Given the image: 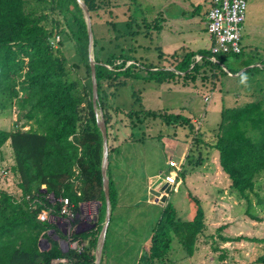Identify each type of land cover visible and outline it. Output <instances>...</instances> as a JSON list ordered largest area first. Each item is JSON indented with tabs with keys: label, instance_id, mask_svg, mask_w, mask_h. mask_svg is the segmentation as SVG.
Segmentation results:
<instances>
[{
	"label": "trees",
	"instance_id": "obj_1",
	"mask_svg": "<svg viewBox=\"0 0 264 264\" xmlns=\"http://www.w3.org/2000/svg\"><path fill=\"white\" fill-rule=\"evenodd\" d=\"M33 1L48 4L50 13L59 15L49 20L50 28L45 24V14L35 15V9L28 6L27 0H0V110L5 108L9 112L12 107L16 111L15 121L19 124L10 131L0 130V155L7 143L12 160L8 171L1 170L0 176L11 173L15 178L13 189L7 192L0 187V264H52V261L60 259L65 260L64 264H93L96 238L104 218V198L99 171L101 138L90 102L85 23L75 0ZM125 1L129 4L134 2ZM81 2L89 15L97 107L105 126L108 161L114 151L108 144L111 110L119 113L116 107H109L108 94L113 97L117 86L124 85L126 79L134 78L156 84L172 81L174 77L183 82L188 80L193 83L198 78L201 83H214L216 63L208 60L210 54L205 50L187 52L182 57L174 52L173 58L178 59L171 71H148L149 74L144 76L132 70L135 62L126 55L115 58L107 54L102 59L103 46H99L102 38L109 35L116 43L122 39L116 31L114 35L111 11L116 7L115 0ZM60 18L62 21H59ZM56 29L58 31L54 32ZM59 34L70 43L77 60L70 66L61 55L62 42L53 47L54 38ZM137 34L136 31L133 36ZM195 55L200 56L196 62L193 61ZM221 56L225 55L215 56L217 63ZM127 62L133 64L124 67ZM259 66L249 67L240 75L264 72V61ZM79 73L81 78L74 76ZM219 74L224 75V72L220 70ZM131 96L134 97L135 93ZM249 97L240 106L221 110L215 141L210 148L216 153L218 167L228 181V190L245 202V215L257 221V217L250 215L249 211L253 207L264 209V196L260 197L256 192L257 180L264 175V88ZM137 101L138 97L133 103ZM126 115L134 118L132 126L139 124L140 120L158 118L165 125L187 126L190 132H196L188 119L180 115L142 109L128 111ZM186 162L199 166L202 160L198 158L194 164L190 160ZM181 170L177 172L180 185L186 178L185 171ZM108 173L107 166L110 221L116 199ZM41 185L44 192L39 191ZM180 185L176 186V190ZM45 194L67 199L73 215H78L79 203L98 204L94 226L73 232L70 236L72 241L83 246L80 252L70 249L62 252L57 243L45 235L42 237L49 242V249L39 251L38 239L48 226L36 221L35 216L42 208L50 207L42 200ZM26 197L28 200H25ZM188 197V202L195 207L192 220L180 222L171 204L166 203L149 235L147 250L139 256L136 264H168L173 240L171 233L185 256H192L196 237L204 228V215L199 201ZM250 198L254 201L251 202ZM51 207L56 213L57 206ZM77 223L78 220L73 219L72 224ZM219 240L224 243L230 239L219 237ZM231 240L237 242L240 239ZM250 241L264 245V239ZM103 249L104 245L102 255ZM223 259V255L219 257V260ZM251 263L264 264V254L256 256Z\"/></svg>",
	"mask_w": 264,
	"mask_h": 264
},
{
	"label": "rangeland",
	"instance_id": "obj_2",
	"mask_svg": "<svg viewBox=\"0 0 264 264\" xmlns=\"http://www.w3.org/2000/svg\"><path fill=\"white\" fill-rule=\"evenodd\" d=\"M27 3L35 9V15L45 14L47 28H50L49 20L59 16L50 13L46 3L33 0H27ZM115 4L111 11L114 35L116 31L122 39L116 43L105 35L99 42V46H103L102 59L107 54L115 58L126 55L135 63L127 62L124 67L132 63L136 74L146 76L148 71H171L178 59L173 58L174 52L182 57L189 51L206 50L210 46L203 25L209 0H134L131 4L115 0ZM59 21H62L61 18ZM136 31L138 34L133 36ZM58 42H62L60 52L68 66L77 62L70 43L60 34L54 38V48L58 47ZM240 47L239 55L221 56L218 63L215 62L217 72L214 83H201L198 78L193 83L188 80L183 82L174 77L172 81L156 84L134 78L126 79L124 85L117 86L113 97L108 94L109 107H116L119 112L111 110L108 138V144L114 150L108 159V174L116 202L108 223L100 264L106 261L110 264H136L138 253L142 255L146 250L144 247H147L149 235L160 218L162 208L158 206L169 203L180 222L191 221L195 207L188 202V195L201 204L204 228L196 237L191 257L185 256L174 235L170 234L173 240L168 255L169 264H253L251 262L256 256L264 254L263 244L256 245L250 241L264 239V209L253 207L249 211L250 215L257 217V221L245 215V202L228 190V181L218 167L215 151L210 148L215 141L221 110L240 106L249 96L257 95L264 88L263 71L240 75L249 67L260 68L259 63L264 61V0H247ZM197 58L194 56L193 61H198ZM220 70L224 75L219 74ZM74 76L81 78V73ZM107 93H110L109 90ZM132 93H135L134 97ZM137 97L139 101L134 104ZM204 97H207L205 102ZM2 109L0 130L10 131L19 125L15 121L16 111L12 107L9 112ZM140 109L180 115L188 119L196 132H190L187 126L165 125L158 118L140 120L139 124L132 126L134 118L126 114ZM198 158L202 160L199 166L186 162L190 160L194 164ZM170 160L175 164L180 162L179 169L185 171L186 178L180 185L181 179L174 176L180 185L176 192H168L161 205L149 204V190L156 191L157 188L155 176L160 178L169 170L167 161ZM11 163L10 151L5 145L0 155V171H8ZM175 175H178L177 172ZM13 176L11 173L0 176V187L7 192L14 188ZM257 182L255 190L263 197V174ZM94 222L87 226L77 223L75 230H88ZM219 237L230 240L222 243ZM234 238L240 240L232 241ZM109 243H113L115 249L118 245V248L108 250ZM222 255L224 259L219 260Z\"/></svg>",
	"mask_w": 264,
	"mask_h": 264
},
{
	"label": "built area",
	"instance_id": "obj_3",
	"mask_svg": "<svg viewBox=\"0 0 264 264\" xmlns=\"http://www.w3.org/2000/svg\"><path fill=\"white\" fill-rule=\"evenodd\" d=\"M247 0H209V6L205 14V27L206 32L210 39L212 40V46L209 50L210 57L208 60L215 63L216 55H238L240 53V31L242 29V24L245 16ZM197 59H200V56ZM207 98H204L205 102ZM196 130V129H195ZM169 170L162 175L155 177L156 182V192L158 193V200L164 195L162 187H170V191H175L176 186L179 185L176 182L178 178L175 172L179 171L180 162L176 164L171 160L167 161ZM8 175V174H6ZM5 173L1 175L6 176ZM176 176V179L174 178ZM40 192H44V186L41 185L39 188ZM78 195V193H76ZM28 200V197L25 198ZM44 202H48L50 207L42 208L38 213H36L35 219L40 223H46L48 228L43 231L38 239V246L41 251H48L49 242L47 239H42V235L50 236V240L57 243L58 248L64 252L67 249L73 250L75 252H80L81 247L75 241L70 239V236L75 232V225L72 224L73 219H77L78 215H73L71 212V205L68 203L67 199L62 197H54L52 194H45L42 197ZM36 201V200H35ZM34 202V200H33ZM31 202L30 205L33 203ZM81 205V210L78 212L84 218V220L79 223L83 225H88L93 221L94 217L97 215V208L94 210L92 215L87 212L88 204L79 203ZM78 204V205H79ZM87 204V205H86ZM29 205V206H30ZM51 206H57V212ZM98 207V206H97ZM87 209V210H86ZM85 213V214H84ZM52 219V222L50 221ZM52 225H49L50 223ZM49 239V238H48ZM60 263H65V260H58Z\"/></svg>",
	"mask_w": 264,
	"mask_h": 264
},
{
	"label": "water",
	"instance_id": "obj_4",
	"mask_svg": "<svg viewBox=\"0 0 264 264\" xmlns=\"http://www.w3.org/2000/svg\"><path fill=\"white\" fill-rule=\"evenodd\" d=\"M78 7L81 10V13L83 15L85 28H86V35H87V54H88V65H89V75H90V102H91V108L95 115V125L96 128L100 134L101 138V159H100V177H101V187L103 192V198H104V218L103 223L101 225V229L99 231L97 240H96V246L94 250V261L93 264H99L102 248L104 245V237L106 233V229L108 226L109 218H110V204H109V197H108V180L106 176V170L108 166L107 161V141H106V132H105V126L104 122L101 116V111L97 107V93H96V82H95V75H94V61L92 56V37H91V31H90V21H89V15L87 12V9L83 2L81 0H75ZM98 112V115H97ZM162 190L164 192L165 196L160 197L158 200L156 198L158 197V193L153 190H149V200L153 203H158L159 205L163 204L166 199V195L168 194V188L162 187ZM91 205V208L95 207V203H88ZM96 217H94L93 221H95ZM38 245V244H37ZM40 250V249H39ZM41 251V250H40Z\"/></svg>",
	"mask_w": 264,
	"mask_h": 264
},
{
	"label": "crops",
	"instance_id": "obj_5",
	"mask_svg": "<svg viewBox=\"0 0 264 264\" xmlns=\"http://www.w3.org/2000/svg\"><path fill=\"white\" fill-rule=\"evenodd\" d=\"M207 12V11H206ZM194 13V12H193ZM206 14V13H205ZM205 14L203 15V17H204V19H203V25H204V28H205V33L207 34V32H206V27H205ZM208 35V34H207ZM208 39L210 40V46H209V48L208 49H206L205 51H208V53H209V50H210V48H211V46H212V40L210 39V37L208 36ZM197 51V50H196ZM189 52H194V51H189ZM198 56V55H197ZM195 57H196V55H195ZM204 98H207V97H204ZM203 98V99H204ZM195 123V122H194ZM23 129H26V127L25 128H23ZM6 146H7V143L5 144ZM164 196V195H163ZM148 203L149 204H155V203H153L152 201H150L149 199H148ZM79 207H78V212H80L79 211V208L81 209L82 207H81V205L79 204L78 205ZM158 207H163V205H161V206H158ZM77 220H78V223L80 222V221H82V220H84V218H82V216L80 215V214H78V217H77ZM96 220V219H95ZM37 221V220H36ZM92 222H94V221H92ZM91 222V223H92ZM94 226V225H93ZM92 226V227H93ZM85 231V230H84ZM75 232H80V231H75ZM99 234V233H98ZM41 235V234H40ZM97 237H98V235H97ZM96 240H97V238H96ZM38 243V242H37ZM106 243H105V241H104V245H105ZM147 247H148V244H147ZM147 247H144V249L146 248V250H147ZM195 247V246H194ZM107 248H108V250H116L117 248H118V245H117V247H116V249L114 248V245H113V243H109L108 245H107ZM106 250V249H105ZM145 250V251H146ZM145 251H144V253H145ZM140 256V252L138 253V257ZM101 257H102V252H101ZM100 257V262H99V264L101 263V260H102V258ZM60 260H62V259H60ZM57 263H60V262H58V260H54V261H52V264H57ZM64 264V263H63ZM104 264H110L108 261H106ZM168 264H169V262H168Z\"/></svg>",
	"mask_w": 264,
	"mask_h": 264
},
{
	"label": "bare ground",
	"instance_id": "obj_6",
	"mask_svg": "<svg viewBox=\"0 0 264 264\" xmlns=\"http://www.w3.org/2000/svg\"><path fill=\"white\" fill-rule=\"evenodd\" d=\"M97 208V205L95 204V207L91 208V205L89 204V209L87 210V212L89 213V215H92L94 213V210ZM85 214V213H84Z\"/></svg>",
	"mask_w": 264,
	"mask_h": 264
},
{
	"label": "flooded vegetation",
	"instance_id": "obj_7",
	"mask_svg": "<svg viewBox=\"0 0 264 264\" xmlns=\"http://www.w3.org/2000/svg\"><path fill=\"white\" fill-rule=\"evenodd\" d=\"M81 209L79 208V211H80ZM49 223H51V222H49Z\"/></svg>",
	"mask_w": 264,
	"mask_h": 264
},
{
	"label": "clouds",
	"instance_id": "obj_8",
	"mask_svg": "<svg viewBox=\"0 0 264 264\" xmlns=\"http://www.w3.org/2000/svg\"><path fill=\"white\" fill-rule=\"evenodd\" d=\"M88 204V203H87ZM98 206V205H97ZM88 208H89V206H88Z\"/></svg>",
	"mask_w": 264,
	"mask_h": 264
}]
</instances>
